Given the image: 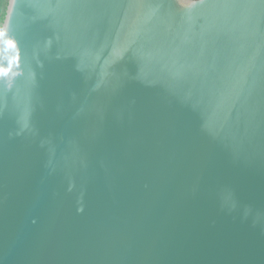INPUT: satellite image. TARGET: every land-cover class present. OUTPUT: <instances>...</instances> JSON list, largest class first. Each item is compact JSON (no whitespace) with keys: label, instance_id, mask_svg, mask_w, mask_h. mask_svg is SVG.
<instances>
[{"label":"water","instance_id":"water-1","mask_svg":"<svg viewBox=\"0 0 264 264\" xmlns=\"http://www.w3.org/2000/svg\"><path fill=\"white\" fill-rule=\"evenodd\" d=\"M0 264H264V0H8Z\"/></svg>","mask_w":264,"mask_h":264},{"label":"trees","instance_id":"trees-1","mask_svg":"<svg viewBox=\"0 0 264 264\" xmlns=\"http://www.w3.org/2000/svg\"><path fill=\"white\" fill-rule=\"evenodd\" d=\"M8 0H0V29L5 18Z\"/></svg>","mask_w":264,"mask_h":264}]
</instances>
